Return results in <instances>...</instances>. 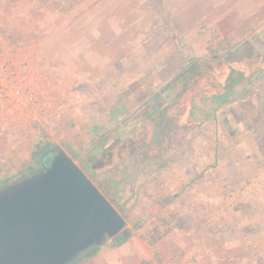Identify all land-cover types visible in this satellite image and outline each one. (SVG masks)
I'll return each instance as SVG.
<instances>
[{"label": "rangeland", "instance_id": "1", "mask_svg": "<svg viewBox=\"0 0 264 264\" xmlns=\"http://www.w3.org/2000/svg\"><path fill=\"white\" fill-rule=\"evenodd\" d=\"M14 1L15 25L8 32L0 27V89L7 87L0 91V188L33 175L35 155L49 144L63 149L82 171L90 164L96 174L87 170L88 177L124 217L133 239L146 240L164 218L180 222L172 233L194 225L189 211L204 210L205 204L190 202L187 193L205 179V169L227 159L214 154L207 163L204 152L213 131L200 122L228 110L215 108L201 93L193 108H185L183 84L190 86L192 79L180 82L177 76L195 58L225 55L244 42L263 53L264 0H48L51 5L35 8L29 0ZM55 14L56 28H44L25 45L17 37L14 46L15 34L8 35L13 28L28 18L30 24L56 19ZM77 18L82 25L63 33L67 21ZM254 81L263 86L264 76ZM155 94H161L156 102ZM248 107L258 115L247 126L264 140V103L262 113ZM231 109L238 116L242 106ZM188 174L181 187L173 185ZM259 233L264 240V230ZM150 253L155 259L150 264H177L158 262V249ZM182 259L180 264H196L187 255Z\"/></svg>", "mask_w": 264, "mask_h": 264}, {"label": "crops", "instance_id": "2", "mask_svg": "<svg viewBox=\"0 0 264 264\" xmlns=\"http://www.w3.org/2000/svg\"><path fill=\"white\" fill-rule=\"evenodd\" d=\"M29 1V8H35L34 5H51L48 0ZM14 2H0V15L3 11L5 20H9H2L0 24L1 29L6 32L15 25L10 21L12 17L18 15ZM56 15V19L35 20L34 24H30L31 20L28 18L25 23L19 25L20 28H13L8 35L15 34L12 38L14 46L17 42L24 45L31 43V40L36 38V33L42 36L40 31H44V28H56L59 25ZM80 22L79 18L69 23L67 21L68 24L64 21L66 25L63 26L62 32L67 33L70 26L76 23L81 26ZM21 26L26 28L21 30ZM29 26L34 30H30ZM5 40L7 41V38ZM77 46L76 51H79L81 47L79 44ZM244 88L248 91L242 99L220 107L228 110L224 116L217 118L211 115L200 122L201 126L213 131L211 138L214 139L209 144V149L204 152L206 157L209 155L207 163L214 161V154L225 155L227 159H221L224 165L220 163L216 168L205 169V179L187 193L190 202L205 204L204 210L203 206H200L198 210L193 207L195 211H189L190 221L195 224L190 225L188 229H179L169 234L155 245H150L145 239L144 241L139 238L137 241L132 237L122 245L107 244L100 247L101 251L95 256L87 258L84 264H150L149 258H152L153 262L155 260L150 248L159 250L158 262L164 259L177 260V264H180L183 256L187 255L196 259V264H264V240L258 238L261 235L259 231L264 230V140L255 137L247 126L253 119L251 117L258 115H251L248 106L254 107L258 113L261 111L260 106L264 103V84L258 85L253 81ZM234 105L242 106V109L238 110V116L231 109ZM215 138L220 142L217 143ZM214 141L217 146L213 144ZM197 142L198 140L195 141L196 148ZM199 153L196 150L194 154ZM249 155L253 157H248ZM196 169L198 170V167ZM215 170L221 173L215 174L216 178L208 177V174ZM182 175L177 177V182H173L175 187H181L189 179V174L184 178ZM217 239H220L221 243H215L214 240Z\"/></svg>", "mask_w": 264, "mask_h": 264}, {"label": "water", "instance_id": "3", "mask_svg": "<svg viewBox=\"0 0 264 264\" xmlns=\"http://www.w3.org/2000/svg\"><path fill=\"white\" fill-rule=\"evenodd\" d=\"M50 153L45 169L0 188V264H71L129 234L74 160L63 149Z\"/></svg>", "mask_w": 264, "mask_h": 264}, {"label": "trees", "instance_id": "4", "mask_svg": "<svg viewBox=\"0 0 264 264\" xmlns=\"http://www.w3.org/2000/svg\"><path fill=\"white\" fill-rule=\"evenodd\" d=\"M263 73L264 52L262 53L257 50L254 44L244 42L235 49L227 52L225 55H218L206 59L195 58L190 61L177 76V81L182 82L184 79H192L190 86H187V83L183 84L185 90V108L188 105L193 108L195 99L199 93L203 94L204 98L212 100L216 106L215 108H220L231 104L240 98L242 99L248 91L244 86L259 79ZM160 95L161 94H155L153 97V99L155 98V102L160 99ZM147 113L150 114L149 111ZM46 145L47 146L43 149L46 150L51 148L49 144ZM53 148V150L60 149L58 147ZM84 164L87 168L83 171L87 174L88 170V172L94 176L96 173L93 170H90V164ZM35 172L36 171L33 170V173ZM179 226L180 222L178 220L172 217L164 218V220L160 221L159 226H156L146 234V240L150 245H155L171 234ZM130 237V231L128 236L119 235L116 238V245H122L128 241ZM97 248L98 247H96L94 251H96ZM86 252H83L84 256L81 254L72 264H79L93 255V252L88 255L85 254Z\"/></svg>", "mask_w": 264, "mask_h": 264}, {"label": "flooded vegetation", "instance_id": "5", "mask_svg": "<svg viewBox=\"0 0 264 264\" xmlns=\"http://www.w3.org/2000/svg\"><path fill=\"white\" fill-rule=\"evenodd\" d=\"M53 149L54 148L44 149L43 151H40L38 155H35V159L38 162L36 172L45 169L50 164L51 158L53 157V154L50 153V151Z\"/></svg>", "mask_w": 264, "mask_h": 264}, {"label": "built area", "instance_id": "6", "mask_svg": "<svg viewBox=\"0 0 264 264\" xmlns=\"http://www.w3.org/2000/svg\"><path fill=\"white\" fill-rule=\"evenodd\" d=\"M2 80L4 81V80H6V79H5V78H2ZM6 88H7V87H4L3 89H0V91L2 92V91H4ZM18 93H19V92H18ZM33 97H34V96H33L31 93H29L28 96H27V98H29L30 100H32Z\"/></svg>", "mask_w": 264, "mask_h": 264}]
</instances>
